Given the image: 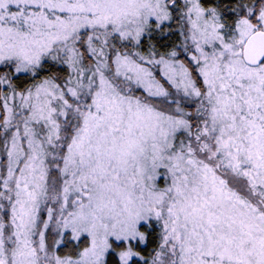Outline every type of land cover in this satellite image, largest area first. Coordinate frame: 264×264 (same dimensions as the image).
I'll use <instances>...</instances> for the list:
<instances>
[{"label":"snow or ice","instance_id":"1","mask_svg":"<svg viewBox=\"0 0 264 264\" xmlns=\"http://www.w3.org/2000/svg\"><path fill=\"white\" fill-rule=\"evenodd\" d=\"M0 264H264V0H0Z\"/></svg>","mask_w":264,"mask_h":264}]
</instances>
